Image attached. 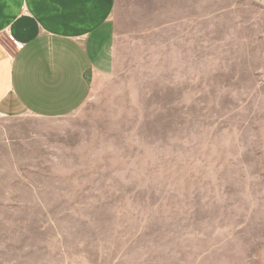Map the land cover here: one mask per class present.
Returning <instances> with one entry per match:
<instances>
[{
    "label": "rangeland",
    "instance_id": "374dc122",
    "mask_svg": "<svg viewBox=\"0 0 264 264\" xmlns=\"http://www.w3.org/2000/svg\"><path fill=\"white\" fill-rule=\"evenodd\" d=\"M114 22L79 108L0 115V264H264V10L115 0Z\"/></svg>",
    "mask_w": 264,
    "mask_h": 264
},
{
    "label": "crops",
    "instance_id": "0c3cea01",
    "mask_svg": "<svg viewBox=\"0 0 264 264\" xmlns=\"http://www.w3.org/2000/svg\"><path fill=\"white\" fill-rule=\"evenodd\" d=\"M114 7L115 0H0V115L57 118L79 108L108 65Z\"/></svg>",
    "mask_w": 264,
    "mask_h": 264
},
{
    "label": "built area",
    "instance_id": "2783aa9c",
    "mask_svg": "<svg viewBox=\"0 0 264 264\" xmlns=\"http://www.w3.org/2000/svg\"><path fill=\"white\" fill-rule=\"evenodd\" d=\"M14 42V44L17 46V47H20V44L18 43V42H16V41H13Z\"/></svg>",
    "mask_w": 264,
    "mask_h": 264
}]
</instances>
